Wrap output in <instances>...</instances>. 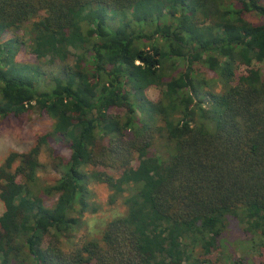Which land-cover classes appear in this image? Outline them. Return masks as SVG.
I'll return each instance as SVG.
<instances>
[{"label": "trees", "instance_id": "16d2710c", "mask_svg": "<svg viewBox=\"0 0 264 264\" xmlns=\"http://www.w3.org/2000/svg\"><path fill=\"white\" fill-rule=\"evenodd\" d=\"M20 30L0 42V118L52 124L0 165V264H264V0H0V34ZM23 45L57 68L44 91ZM43 148L60 177L38 188ZM93 182L126 213L68 245ZM232 225L244 239L223 241Z\"/></svg>", "mask_w": 264, "mask_h": 264}, {"label": "rangeland", "instance_id": "374dc122", "mask_svg": "<svg viewBox=\"0 0 264 264\" xmlns=\"http://www.w3.org/2000/svg\"><path fill=\"white\" fill-rule=\"evenodd\" d=\"M247 18L251 21L255 20L251 15H248ZM11 36H19L27 43L28 35L23 30L14 34H0V42L6 41ZM15 61L18 64L38 66L40 71L44 73V79L41 78L43 84L41 83L39 85L40 91H44L49 87L48 77H50L52 73L55 74L57 70L54 65L37 61L35 57L28 52L26 45L20 47ZM250 68L259 69L264 73V63L253 62ZM244 70H246V68L242 67L239 72L242 73ZM164 71L166 76L174 75L177 72H173V69L169 67H165ZM197 79L205 80L209 83V90L214 92L221 91V86L217 82L214 74L206 68L201 67L200 72H197ZM206 91L207 90L203 88L200 94L204 107L209 106L208 98L204 94ZM147 97L151 101L157 102L160 97L159 90L157 88L149 89L147 91ZM113 112L123 114V109H116L113 110ZM51 124L52 120L48 116L41 114L35 108L20 116L0 118V165L9 151L26 152L29 150L35 144L38 136L46 134L50 130ZM165 144L166 143L162 141H159L157 144V149L162 153L169 151V146L166 147ZM60 155L67 157L68 152L63 150ZM39 160L42 164V168L37 174V186L38 188H42L56 181L60 177V173L49 158L46 148L42 149ZM126 194L127 193H117L104 184L91 183L88 186V194H86L87 206L81 215H79L80 220L78 226L70 233L69 239L64 243L70 245V243H74L81 238H84V240L99 239L104 227L109 221L125 215L126 207L123 205V199ZM52 203L53 200L51 199L45 201L46 205H52ZM2 212L3 206L0 202V215ZM241 234L240 229L232 225L224 232L223 241L234 243L239 239H244ZM254 257L255 255H253L251 259Z\"/></svg>", "mask_w": 264, "mask_h": 264}]
</instances>
